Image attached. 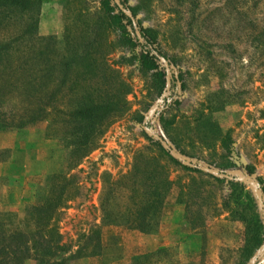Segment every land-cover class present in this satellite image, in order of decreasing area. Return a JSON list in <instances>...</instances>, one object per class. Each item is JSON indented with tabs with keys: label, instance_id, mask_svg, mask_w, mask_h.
<instances>
[{
	"label": "rangeland",
	"instance_id": "374dc122",
	"mask_svg": "<svg viewBox=\"0 0 264 264\" xmlns=\"http://www.w3.org/2000/svg\"><path fill=\"white\" fill-rule=\"evenodd\" d=\"M111 6L105 0H43L37 33L52 35L59 48L68 36L104 50L130 84L127 110L104 125L90 152L75 160L67 146L65 100L19 128L11 126L17 106H1L0 212L12 226L26 229L27 209L65 183L53 218L73 253L63 264H264V194L258 186L264 182V0L126 1L135 21L156 32L167 58L164 71L177 78L166 103L168 84L160 87L153 71L115 63L128 48L119 42ZM5 35L0 32V41ZM206 117L230 135L231 147L249 168L235 164L204 124ZM157 137L198 170L186 169L171 152L177 161L162 157L173 183L152 231L102 224L104 175L128 171L138 151L159 153ZM94 228L99 253L74 254Z\"/></svg>",
	"mask_w": 264,
	"mask_h": 264
},
{
	"label": "trees",
	"instance_id": "16d2710c",
	"mask_svg": "<svg viewBox=\"0 0 264 264\" xmlns=\"http://www.w3.org/2000/svg\"><path fill=\"white\" fill-rule=\"evenodd\" d=\"M117 12L112 15L118 29L119 42L128 48L115 63H131L138 71H153L160 87L167 82L164 95L172 100L177 78L166 73L167 58L159 49L156 32L142 26L121 10L115 0H105ZM127 0H119L125 7ZM43 0H0V32L6 34L0 41V107L12 101L19 112L11 114V126L19 128L42 119L63 99L70 106L66 111L67 146L75 160L83 158L94 147L97 135L112 118L127 110L125 95L130 84L106 58V52L90 41L74 43L64 37L59 48L52 35L37 33L38 15ZM60 94V96H59ZM59 96V97H58ZM11 105V106H12ZM13 107V106H12ZM133 117L142 119L138 113ZM18 122V123H16ZM222 142L227 153L242 170L249 168L239 159L230 145V135L222 133L209 117L204 119ZM218 129V130H217ZM159 153L138 151L131 168L117 177L104 175V189L100 198L102 224L126 225L143 232L152 231L173 181L169 179L163 156L173 158L170 150L155 142ZM186 169L198 170L190 165ZM65 183L54 186L42 202L26 211V229L12 226L0 212V264H25L34 259L37 264H63L73 256L54 224V214L63 203ZM264 194V182L258 181ZM258 234L252 236L257 239ZM74 254L96 255L100 251L99 230L94 228ZM67 257L58 259V255ZM56 258V261L55 259Z\"/></svg>",
	"mask_w": 264,
	"mask_h": 264
},
{
	"label": "water",
	"instance_id": "95a60500",
	"mask_svg": "<svg viewBox=\"0 0 264 264\" xmlns=\"http://www.w3.org/2000/svg\"><path fill=\"white\" fill-rule=\"evenodd\" d=\"M115 2H116L117 5L121 8L122 11H124L125 13H127L128 16L132 17V16L130 15V13H128L127 10H126L124 7H122V6L120 5V3H119L118 0H115ZM157 138H158V140L161 142V144H162L166 149L170 150V152H171V154H172L173 156H175L177 159H179V160L182 161L183 163H185V164H187V165H191L189 162L185 161V160L183 159V157H182L178 152H176L175 150L171 149L170 146H169V145H168L163 139H161L160 137H157ZM203 169L206 170V171H208V172H210V173L218 174V173H216L215 171H213V170H211V169H208V168H203ZM220 175H221V176H224V177H228V175H225V174H220ZM258 200H259V202L261 203L262 199H261V194H260V192H258ZM262 213H263V217H264V208H262Z\"/></svg>",
	"mask_w": 264,
	"mask_h": 264
}]
</instances>
